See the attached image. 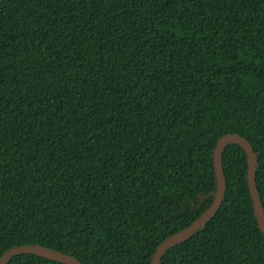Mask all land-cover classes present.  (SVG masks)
<instances>
[{
	"label": "trees",
	"instance_id": "16d2710c",
	"mask_svg": "<svg viewBox=\"0 0 264 264\" xmlns=\"http://www.w3.org/2000/svg\"><path fill=\"white\" fill-rule=\"evenodd\" d=\"M228 134L264 211V0H0V257L151 264L211 206ZM222 168L219 210L160 264H264L244 150Z\"/></svg>",
	"mask_w": 264,
	"mask_h": 264
},
{
	"label": "water",
	"instance_id": "95a60500",
	"mask_svg": "<svg viewBox=\"0 0 264 264\" xmlns=\"http://www.w3.org/2000/svg\"><path fill=\"white\" fill-rule=\"evenodd\" d=\"M230 144H236L240 146L246 154L248 189L253 202L254 215L258 223V227L264 235V211L255 181L257 167L256 155L247 140L236 134H228L218 140L213 153V168L216 179V190L212 194L213 201L211 203V206L187 229L164 240L156 248L151 264H160L162 256L169 248L191 237L196 231L202 228L219 210L220 206L223 203L226 190V180L222 168V152L224 148ZM20 254H33L64 264H82L80 261L73 257L66 256L64 254L54 252L40 246H19L13 248L0 257V264H7L14 256Z\"/></svg>",
	"mask_w": 264,
	"mask_h": 264
}]
</instances>
